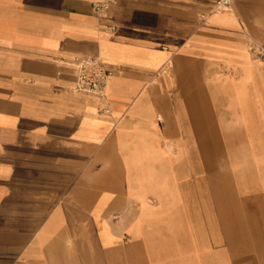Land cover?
Segmentation results:
<instances>
[{"label": "crops", "instance_id": "crops-1", "mask_svg": "<svg viewBox=\"0 0 264 264\" xmlns=\"http://www.w3.org/2000/svg\"><path fill=\"white\" fill-rule=\"evenodd\" d=\"M96 1L0 0V264H117L128 250L204 264L203 229L187 238L170 206L177 172L223 138L259 177L243 190L248 256L206 264H264V60L248 49L264 44V0H114L105 16ZM78 57L110 70L102 100L73 88ZM137 198L123 232L114 210Z\"/></svg>", "mask_w": 264, "mask_h": 264}, {"label": "rangeland", "instance_id": "rangeland-1", "mask_svg": "<svg viewBox=\"0 0 264 264\" xmlns=\"http://www.w3.org/2000/svg\"><path fill=\"white\" fill-rule=\"evenodd\" d=\"M250 43L252 41L248 42V45ZM253 56L260 58L255 54ZM220 141L221 147L218 154L209 152L210 154L203 155L202 169L177 172L176 185H178L177 190L181 191V198L170 206L173 214H177V218L173 220L178 223L179 228H184L183 231H191L187 238L193 237V231L197 225L203 229V238L210 242L203 249L204 264L212 262L214 253L219 250L218 259L225 257L243 259L245 253L248 256L243 238V190L245 185L250 188L252 184V189H254V184L257 182L256 177H259V171L253 170L251 163L244 164L245 156L228 155L226 138ZM173 182H175L174 179ZM180 184L182 186H179ZM150 199L154 204V198ZM140 206L138 198L136 201L117 205L114 211L121 215V219L115 217L117 214H112L113 216L110 214L109 219L114 222L119 218L120 221L117 222L119 229L125 232L136 221ZM220 239L225 245L220 244ZM139 243L140 249L146 246V234H140ZM127 252H125V262H117V264H172V262H148V250H140L139 262H131L130 252ZM252 256L253 260L257 258L255 254ZM157 257L158 252H154V258Z\"/></svg>", "mask_w": 264, "mask_h": 264}, {"label": "built area", "instance_id": "built-area-1", "mask_svg": "<svg viewBox=\"0 0 264 264\" xmlns=\"http://www.w3.org/2000/svg\"><path fill=\"white\" fill-rule=\"evenodd\" d=\"M114 0H99L93 2L92 8L98 16H105L109 5ZM231 0H216L212 11H222L230 7ZM205 16V15H203ZM106 26V25H104ZM106 27H113L112 24ZM248 49L264 60V44L252 42L248 45ZM78 71L76 74L73 88L77 91L87 92L94 95L97 99L102 100L105 97V89L110 70L106 68L95 57H78ZM107 112V107H102Z\"/></svg>", "mask_w": 264, "mask_h": 264}]
</instances>
